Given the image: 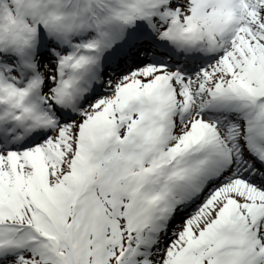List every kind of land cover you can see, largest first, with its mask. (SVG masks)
I'll return each mask as SVG.
<instances>
[{
    "label": "snow or ice",
    "instance_id": "6c2138e0",
    "mask_svg": "<svg viewBox=\"0 0 264 264\" xmlns=\"http://www.w3.org/2000/svg\"><path fill=\"white\" fill-rule=\"evenodd\" d=\"M0 264H264V0H0Z\"/></svg>",
    "mask_w": 264,
    "mask_h": 264
}]
</instances>
